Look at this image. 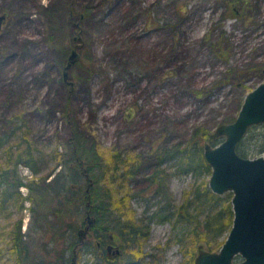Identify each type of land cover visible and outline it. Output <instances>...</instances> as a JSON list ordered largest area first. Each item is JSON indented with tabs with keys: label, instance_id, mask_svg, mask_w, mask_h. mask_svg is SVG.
Instances as JSON below:
<instances>
[{
	"label": "rangeland",
	"instance_id": "1",
	"mask_svg": "<svg viewBox=\"0 0 264 264\" xmlns=\"http://www.w3.org/2000/svg\"><path fill=\"white\" fill-rule=\"evenodd\" d=\"M0 15V133L20 112L45 152L56 145L68 152L76 130L87 147L138 155L137 176L129 181L133 192L148 186L159 151L200 126L214 133L233 122L246 93L264 81V0H0ZM251 128L238 147L249 151L247 157L264 156L258 152L264 123ZM205 143L213 145L208 137ZM45 158L37 177L23 165L19 175L26 181L47 176L49 183L59 175L61 183L64 163ZM194 179L181 172L170 177L176 203ZM51 196L58 204L55 191ZM144 202L132 198L138 216ZM30 205L0 210V264L16 262L12 231L19 218L28 249L21 264H57L67 257L72 264H102L88 252L78 256L84 242L95 244L91 235L83 238L84 211L73 214L76 232L65 226V234L52 236L38 229ZM172 229L153 222L144 250L165 244ZM74 238L82 244L71 250ZM162 260L184 259L174 243Z\"/></svg>",
	"mask_w": 264,
	"mask_h": 264
},
{
	"label": "trees",
	"instance_id": "2",
	"mask_svg": "<svg viewBox=\"0 0 264 264\" xmlns=\"http://www.w3.org/2000/svg\"><path fill=\"white\" fill-rule=\"evenodd\" d=\"M218 54L223 56L221 50ZM196 94L202 95L203 92L198 90ZM13 120L12 126L0 133V210L15 208L19 212L26 201L31 202L30 211L33 212V217L37 215L40 223L38 229L51 233L52 236L54 232L65 234V226L76 232L71 224V220L74 221L73 214L84 211L86 215L89 210V216L94 220L89 227V235L95 244L84 242L85 245L82 246L86 249L78 256L88 252L102 264H121L117 258L108 263L103 250L109 239L108 234L111 233L115 240H121L125 245L122 257L128 264H162L164 253L174 243L183 254L181 264H195V257L200 251L214 252L226 239L221 240L232 226V194L221 196L212 193L209 188L211 168L204 157L203 141L208 137L213 145H217L223 140L222 137L213 135L211 130L200 126L194 129L189 139L159 151V165L151 173L148 186L133 192L129 181L137 176L138 155L126 153L123 156L125 154L96 143L87 147L85 137L76 130H73V137L66 142L68 152L60 151L57 145L45 152L31 137V128L20 112ZM255 127L257 126H253ZM237 149L242 157H247L248 150L241 147ZM262 151L264 146L258 152ZM47 156L55 162L64 163L61 183L58 182L59 175L55 177L57 181L53 180L55 183L47 182V176L25 181L19 175V166L23 165L37 177L46 164ZM169 162L172 164L165 165ZM180 172L192 173L195 179L190 189L183 190L181 202L176 203L169 179ZM57 182L58 188L55 186ZM21 186L27 189L28 194L19 191ZM53 191L59 200L58 204L54 203L51 196ZM133 196H141L145 201V210L139 216L131 203ZM43 207H46L47 213L40 215L39 211ZM21 221L19 218L14 222L12 231L11 252L16 253L15 264H21V257L28 250L24 242L25 236L21 234ZM153 222H167L173 229L168 241L162 246H155V251L149 253L144 248L149 241ZM98 243L100 247L97 246ZM80 244L82 243L74 238L68 247L73 250ZM145 256L150 257V261L145 260ZM72 263L67 257L57 264Z\"/></svg>",
	"mask_w": 264,
	"mask_h": 264
},
{
	"label": "water",
	"instance_id": "3",
	"mask_svg": "<svg viewBox=\"0 0 264 264\" xmlns=\"http://www.w3.org/2000/svg\"><path fill=\"white\" fill-rule=\"evenodd\" d=\"M3 19L0 15V29ZM263 123L264 81L245 95L236 119L212 133L223 140L203 146L211 168L209 188L218 195L232 194L234 217L221 247L200 251L195 264H264V156L242 157L237 149L252 125ZM87 220L90 224L89 215Z\"/></svg>",
	"mask_w": 264,
	"mask_h": 264
},
{
	"label": "flooded vegetation",
	"instance_id": "4",
	"mask_svg": "<svg viewBox=\"0 0 264 264\" xmlns=\"http://www.w3.org/2000/svg\"><path fill=\"white\" fill-rule=\"evenodd\" d=\"M21 188H25V187L21 186ZM87 205L89 206V204H87ZM30 207H31V205H30ZM30 207H29V210H30ZM144 210H145V208H144ZM143 211H142V213H143ZM89 214H90V211L88 210L86 212V216L89 215ZM92 219L93 218L91 217L90 218L91 223L87 224L86 231L85 232L83 231L84 234H85V237H83V238H86L91 233V231H90L91 228L89 229V227L92 226L93 223H94V220H92ZM108 237H109V239L106 241L107 243L105 244V246L103 248V250L106 252V256H107V259H108L107 262L109 263L110 261H112V259L117 258V259H120L121 264H128V262L125 261L124 256L122 257V255L125 253V249H124L125 245L121 242V240H115V236L113 234H111V233L108 234ZM97 246L100 247V244L98 243Z\"/></svg>",
	"mask_w": 264,
	"mask_h": 264
}]
</instances>
